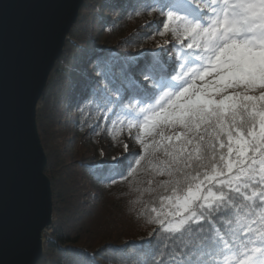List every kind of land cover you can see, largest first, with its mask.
<instances>
[{"label": "trees", "instance_id": "1", "mask_svg": "<svg viewBox=\"0 0 264 264\" xmlns=\"http://www.w3.org/2000/svg\"><path fill=\"white\" fill-rule=\"evenodd\" d=\"M115 3L120 7L114 8ZM193 3L199 5L201 12L210 14V0ZM153 4L154 0H84L63 54L49 76L37 105L36 121L47 156L45 174L51 181L53 221L43 234V255L38 264H239L249 236L247 229L241 228L261 227L264 198L252 196L253 191H264L258 167L246 191L242 188L241 193H229L232 200L225 216L199 215L205 211L199 207L200 201L195 206L197 218L170 232L165 228L177 217L175 196L183 197L194 188V176L203 179L204 172L211 174L208 159L203 167L180 165L177 169L170 166L171 156H166L163 147L149 152H127L125 147L123 155H114L110 160L97 158L85 148L84 137L106 138L109 127L126 128L138 113L120 104L109 105L113 113L86 103L85 98L91 94L85 75L91 68L88 58L101 57L117 69L126 67L139 78L137 65L144 67L154 60L163 43L155 23L161 17L158 11L151 10ZM184 51L172 48L165 59L171 63L172 57L180 59ZM72 129L77 130L76 154L68 162L66 146L73 140ZM256 130L259 131L258 119ZM169 135L171 132L164 137ZM156 142L169 143L162 137ZM80 175L90 176L112 193L118 186L135 183V192L146 207L143 213L147 224L139 223L142 229L138 228L135 235L126 234L127 228L116 218L114 222L101 214L95 195ZM224 191L228 193L227 188ZM157 218L164 227L152 222Z\"/></svg>", "mask_w": 264, "mask_h": 264}, {"label": "snow or ice", "instance_id": "2", "mask_svg": "<svg viewBox=\"0 0 264 264\" xmlns=\"http://www.w3.org/2000/svg\"><path fill=\"white\" fill-rule=\"evenodd\" d=\"M209 7L210 14L201 12L193 0H154L150 8L159 12L161 19L155 23L165 39L154 60L144 67L137 65L139 78L126 67L117 69L98 56L87 61L91 68L85 75L91 94L85 98L86 103L113 113L109 105L138 110L136 139L145 151L163 147L166 156H171L170 166L177 169L180 165L203 167L204 160H209L211 174L204 172L203 179L194 176V188L183 197L175 196L173 204L182 218L167 223L165 230L170 232L197 218L195 206L200 201H204L199 207L205 211L199 215L225 216L232 200L229 193H241L242 188L246 191L257 167L259 181H264V0H212ZM6 18L7 8H0V39L8 35ZM15 35L25 42L13 68L18 81L28 46L24 30ZM172 48L185 51L180 59L172 57L169 63L165 57ZM5 80L0 56V119ZM165 129H170L171 135L164 137ZM157 136L169 143L158 144ZM146 138L153 141L151 145ZM257 195L264 198V191H253L252 196ZM2 212L0 199V248L9 242L17 246L21 237L14 234L9 241ZM152 222L164 227L159 218ZM260 224L258 229L251 225L241 228L247 229L249 236L239 264H264V216ZM0 264L4 262L0 260Z\"/></svg>", "mask_w": 264, "mask_h": 264}, {"label": "water", "instance_id": "3", "mask_svg": "<svg viewBox=\"0 0 264 264\" xmlns=\"http://www.w3.org/2000/svg\"><path fill=\"white\" fill-rule=\"evenodd\" d=\"M83 4L84 0H0V8H7L8 34L0 39L6 72L0 119L2 225L9 241L14 234L21 237L19 245L9 242L0 248L4 264H38L43 255V234L53 221V198L37 105ZM21 30L26 33L28 56L17 81L13 68L25 42L15 34Z\"/></svg>", "mask_w": 264, "mask_h": 264}, {"label": "rangeland", "instance_id": "4", "mask_svg": "<svg viewBox=\"0 0 264 264\" xmlns=\"http://www.w3.org/2000/svg\"><path fill=\"white\" fill-rule=\"evenodd\" d=\"M164 39L165 38L162 37V41ZM130 120L133 121V126L131 128L129 127V123L127 124L126 128H123L125 126H111L108 128L105 134L106 138L90 140L89 135L84 137L83 142L85 144L86 150L97 158H105L108 160H110V158L114 155H123L124 152L122 150H124L125 147L127 152H149L152 148L149 147L148 151H145L144 147L136 139L139 132L135 124L139 123L140 121L137 120V118H132ZM72 130L73 132L71 136L73 140L66 146L70 156V160L67 159L68 162L71 161V159H75L76 154V147L74 146V143L76 140L75 134H77V130ZM169 132H171L170 129H165L164 136H166ZM157 138H160V136H157L156 140ZM146 142L151 145L153 141L150 138H146ZM80 176H82L81 180L86 188H89L90 193L95 195L94 197L96 206L100 208L101 214L104 213L105 216L108 215L107 217L112 219L114 222H116L114 219L116 218L118 223L123 228H127L125 230L127 232L126 234L130 233L135 235L136 231L139 230L138 228L142 229V226H140L139 223H141V225L147 224V222L145 223L143 213V208L146 207L143 204L144 202L141 197L139 198L135 192V183L131 182L122 186H118L117 188L113 189L115 192L112 193L111 189L98 184L90 176ZM202 203H204V201H202ZM181 218V216L177 215V217L170 223H176Z\"/></svg>", "mask_w": 264, "mask_h": 264}, {"label": "bare ground", "instance_id": "5", "mask_svg": "<svg viewBox=\"0 0 264 264\" xmlns=\"http://www.w3.org/2000/svg\"><path fill=\"white\" fill-rule=\"evenodd\" d=\"M45 233V232H44Z\"/></svg>", "mask_w": 264, "mask_h": 264}]
</instances>
